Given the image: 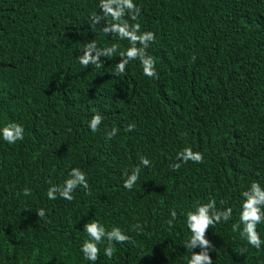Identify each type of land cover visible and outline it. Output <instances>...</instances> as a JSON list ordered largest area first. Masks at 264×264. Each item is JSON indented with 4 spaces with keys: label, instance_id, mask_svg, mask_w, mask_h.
Wrapping results in <instances>:
<instances>
[{
    "label": "trees",
    "instance_id": "obj_1",
    "mask_svg": "<svg viewBox=\"0 0 264 264\" xmlns=\"http://www.w3.org/2000/svg\"><path fill=\"white\" fill-rule=\"evenodd\" d=\"M134 2L142 11L130 23L156 35L147 52L159 79L144 76L138 61L111 74L129 45L105 36L103 20L91 29L99 0H0V127L24 128L23 141L0 138V264H91L80 248L92 220L131 237L114 244L111 259L107 242L99 245L95 264H188L186 214L210 198L233 209L206 233L213 264H264V245L256 250L233 231L240 193L253 181L264 187V0ZM92 40L120 48L101 57L102 67L85 68L78 57ZM96 113L103 121L93 133ZM130 124L135 130L126 132ZM185 147L202 152L204 163L173 171ZM137 166L129 191L124 174ZM72 168L84 171L89 189L49 200L48 188ZM137 223L142 231L133 230ZM257 231L264 240V223Z\"/></svg>",
    "mask_w": 264,
    "mask_h": 264
},
{
    "label": "clouds",
    "instance_id": "obj_2",
    "mask_svg": "<svg viewBox=\"0 0 264 264\" xmlns=\"http://www.w3.org/2000/svg\"><path fill=\"white\" fill-rule=\"evenodd\" d=\"M99 13H93L89 18L91 29L98 28L97 25L101 20L105 21V26L99 30L105 36H113L120 41H127L128 47L123 51H119L121 58L115 64V69L111 73L115 76H121L126 73L127 66L132 61H138L142 66L143 75L150 79H159V73L156 69L155 60L148 55L147 49L150 43L156 42V35L152 31H141V24L130 23V21H138L141 15V8L134 0H99ZM120 45L113 43L109 47H99L95 40L87 42L83 48V54L78 57L80 65L87 68L89 65L102 67L101 57L112 58L119 50ZM195 57H193V60ZM103 116L99 113L94 114L88 122V128L91 132L99 131L102 124ZM135 130V124H130L125 128L126 132ZM118 132L117 128L106 133V138L111 140ZM0 138L9 145L15 144L17 141L24 140V128L17 123H8L0 127ZM176 163L170 165L173 171H178L183 164L189 161L195 164L204 163V154L199 151H193L191 147H185L178 152ZM140 164L145 168L151 166L150 160L145 156H140ZM140 166L135 167L131 174L125 173L126 179L123 181V187L131 191L139 179ZM62 185H52L47 190V198L56 200L57 198L72 201L73 193L77 188L89 189V183L86 174L80 168H72ZM25 195H30V191L26 188ZM242 199L241 211L239 213V223L233 225V231H238L242 239H245L251 247L260 250L264 245L257 226L264 223V187L258 181H253L247 190L240 193ZM224 204V201H220ZM39 218H44L46 213L43 208L38 212ZM173 219L176 212L172 211ZM233 217V209L225 207L223 210L217 208L215 198H210L206 203H197L194 210H190L186 214V226L190 231V237L185 241L184 246L191 252L188 264H213L210 251H214L212 242L206 238L208 229L215 228L216 225L227 223ZM168 224L171 226L173 220L170 219ZM133 230L142 231L143 226L139 223L133 226ZM84 231L87 233L88 239L84 240L80 251L83 257L90 261L91 264L100 257V247L106 243L104 247V255L111 259L116 251L114 244H125L131 242V237L125 234L118 226H113L111 230L99 221L92 220L84 225ZM199 247V252L192 250ZM247 251L242 248L240 255Z\"/></svg>",
    "mask_w": 264,
    "mask_h": 264
}]
</instances>
